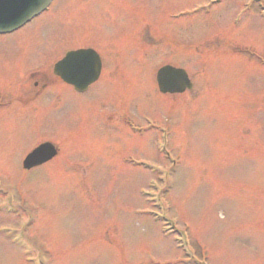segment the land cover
Segmentation results:
<instances>
[{"label": "rangeland", "instance_id": "obj_1", "mask_svg": "<svg viewBox=\"0 0 264 264\" xmlns=\"http://www.w3.org/2000/svg\"><path fill=\"white\" fill-rule=\"evenodd\" d=\"M253 1L55 0L0 36V204L10 193L20 207L0 205V264H264V3ZM78 44L101 51L99 80L48 92L42 63ZM162 63L185 67L194 89L161 94ZM42 139L56 158L23 171ZM26 208L33 246L6 235H22Z\"/></svg>", "mask_w": 264, "mask_h": 264}, {"label": "water", "instance_id": "obj_2", "mask_svg": "<svg viewBox=\"0 0 264 264\" xmlns=\"http://www.w3.org/2000/svg\"><path fill=\"white\" fill-rule=\"evenodd\" d=\"M48 2L49 0H0V32H7L17 28L40 12ZM75 54L69 53L65 61L71 60V57H73L71 55ZM98 71V66H96L95 70L92 68L91 73L93 75L89 76V73L86 72L87 74H83L84 76L80 83H84V86H86L87 83L97 77ZM171 79L175 80L177 84H172ZM158 80L163 91H182L186 86L190 87L185 72L169 66L159 71ZM54 154L55 150L52 145L48 143L42 144L27 156L24 165L27 168L38 165L51 158Z\"/></svg>", "mask_w": 264, "mask_h": 264}]
</instances>
